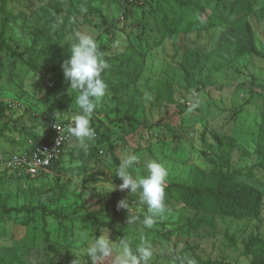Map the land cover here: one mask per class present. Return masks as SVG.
I'll list each match as a JSON object with an SVG mask.
<instances>
[{"label":"rangeland","instance_id":"rangeland-1","mask_svg":"<svg viewBox=\"0 0 264 264\" xmlns=\"http://www.w3.org/2000/svg\"><path fill=\"white\" fill-rule=\"evenodd\" d=\"M222 1L208 0V12L213 14ZM225 1L230 5L236 0ZM247 1L253 5L249 19L259 53L233 59L221 45L223 26L164 37L156 17L158 0L135 6L125 0H0V102L9 105L0 119V164L30 139L43 138L51 122L71 124L79 114L77 93L54 68L68 58L76 33L92 35L116 63L135 49L144 65L129 90L106 92L98 102L91 120L97 135L86 152L73 147L77 141L72 137L55 168L35 176L5 175L0 203L13 210L0 212V264H57L61 256L68 257L65 264L74 259L88 264L81 250L101 232H109L113 240L127 238L133 249L151 242L150 264H185L181 256L189 247L203 258L250 263L245 242L255 235L264 238V171L253 160L264 103V0ZM186 16L196 17L193 11ZM42 30L60 44L42 60L44 67L34 69L25 50ZM193 51L211 56L198 77L199 89L190 90L181 62ZM159 90L170 99H159ZM213 132L236 138L253 154L241 166L263 192L260 217L216 215L213 228L194 229L190 221L196 209L166 193L167 211L148 229L140 219L148 208L139 203L138 194L118 187L106 193L112 181L122 183L115 170L117 160L127 154L139 157L131 169L134 176L146 175V162L156 160L168 169L167 185H192L197 175L214 167ZM122 199L128 201L129 217L138 218L135 222L128 223L127 209L117 207ZM99 200L105 203L101 220H111L115 230L94 223L88 206ZM51 246L62 254L53 261Z\"/></svg>","mask_w":264,"mask_h":264},{"label":"trees","instance_id":"trees-1","mask_svg":"<svg viewBox=\"0 0 264 264\" xmlns=\"http://www.w3.org/2000/svg\"><path fill=\"white\" fill-rule=\"evenodd\" d=\"M125 1L128 5L135 6L142 0ZM158 1L156 17L161 24L164 37L192 30L223 26L220 36L221 45L230 51L233 59L259 53L255 30L249 19L253 10L252 2L236 0L228 5L223 0L214 7L213 14H210L206 8L208 0ZM188 11H193L196 17L192 18V20H187L186 15ZM4 31L5 24L2 28V35ZM59 44V41L54 40L46 30L37 32L25 50V53L30 57L32 67L34 69L44 67L45 64L42 60L52 56L59 48ZM98 48L109 65L101 74L108 85L107 92L118 94L121 91L129 90L130 86L140 78L144 69L140 53L134 49L128 56L124 57V62L116 63L114 59H111L114 57L106 54L108 48L105 45L98 46ZM63 49L66 50L67 45L63 46ZM18 55L24 56L23 53H18ZM210 56L206 52H186L181 66L185 74L188 89H199L198 77L208 66ZM66 59L60 60L59 64L54 67L55 73L60 79L64 78L62 64ZM2 67L3 64L0 62V71ZM165 97V91L159 90L158 98L164 100L170 99L169 97ZM8 108V104L0 102V119L6 115ZM261 112L262 119L259 129V139L253 153L255 155L253 160L254 165L264 171V103ZM63 123L66 124V122ZM95 133L97 135V130ZM53 136L54 134L50 128V131L43 138L39 140L33 138L32 140L35 144H38L51 140ZM109 138L110 135H106V139ZM212 138L216 146L212 170L209 173L197 175L192 185L172 183L167 185L165 190L169 197L180 198L196 209L197 212L190 221V225L194 229H199L202 226L213 228L216 215H231L237 219L247 217L256 219L261 215L263 192L258 185L251 182V178L247 176L246 172H243V167L241 166L242 162L247 157L253 156V154L244 148L236 138L224 136L218 132H213ZM209 145L212 149V144L210 143ZM58 162L53 164L49 170L55 168L59 164ZM117 162L120 163V160L118 159ZM6 174L18 176L15 172L2 171L0 172V185L5 181ZM35 175L28 174L27 176ZM94 205L100 206L98 210L93 209L92 206ZM41 207L45 210L43 206ZM104 207L105 203L100 200L94 201L88 206L95 224L115 230V225L111 220L104 221L100 218L99 214L104 211ZM38 208L39 206H36L31 210L34 211ZM12 210L13 208H9L7 203H0L1 213H10ZM140 219L143 220L144 216H141ZM51 248L55 253V256L51 259L53 261L58 259V256L62 254L55 247L51 246ZM189 248L190 252L181 256L185 264H232L226 258H203L191 247ZM245 251L247 255L251 256L249 264H264V238L262 236H251L245 242ZM67 262L68 257L61 256L57 264H65ZM10 264H13L12 261H10ZM18 264H25V262L20 261Z\"/></svg>","mask_w":264,"mask_h":264},{"label":"clouds","instance_id":"clouds-1","mask_svg":"<svg viewBox=\"0 0 264 264\" xmlns=\"http://www.w3.org/2000/svg\"><path fill=\"white\" fill-rule=\"evenodd\" d=\"M109 67L99 51L98 44L92 35L78 32L75 42L71 45L70 54L62 64L63 74L71 88L77 93L76 104L80 112L73 119L68 128L69 135L77 141L73 147L87 151L89 142L95 138V129L91 126L98 102L106 95L108 85L102 78V73ZM139 162L136 154L125 155L115 170V176L122 180L116 185L111 183L106 193L119 188L130 194H138L139 203L146 205L148 214L144 216L143 225L151 229L166 211V187L168 169L156 160H149L145 164L146 175L134 176L130 169ZM105 193V192H100ZM118 208L127 209L128 223L135 222V215L129 217L131 209L127 199L117 204ZM81 255L87 257L88 264H150L154 256V249L149 241L133 249L130 240L118 238L113 240L108 233L101 232L94 236L81 250ZM73 264H81L74 259Z\"/></svg>","mask_w":264,"mask_h":264},{"label":"built area","instance_id":"built-area-1","mask_svg":"<svg viewBox=\"0 0 264 264\" xmlns=\"http://www.w3.org/2000/svg\"><path fill=\"white\" fill-rule=\"evenodd\" d=\"M69 126L70 124L61 121L51 122L50 127L54 134L51 140L35 144L30 139L26 147L12 154L0 164V172L9 171L15 172L18 176H27L47 171L60 160L71 139L68 132Z\"/></svg>","mask_w":264,"mask_h":264}]
</instances>
